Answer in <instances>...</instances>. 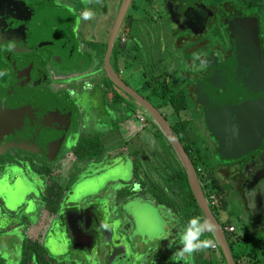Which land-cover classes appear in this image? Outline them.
<instances>
[{"label":"flooded vegetation","instance_id":"1","mask_svg":"<svg viewBox=\"0 0 264 264\" xmlns=\"http://www.w3.org/2000/svg\"><path fill=\"white\" fill-rule=\"evenodd\" d=\"M124 4L0 0V108H13L0 115V264H228L216 242V260L209 243L184 251L191 221L206 220L197 205H188L193 195L166 138L106 67L163 116L184 151L188 137L175 124L189 121L184 133L198 131L202 151L217 166L225 207L216 210L235 200L228 206L237 214L233 235L209 207L231 263L264 264V98L254 135L229 158L207 130L195 95L196 85L231 59L247 72L259 70L264 85V0ZM162 65L171 71L164 78ZM174 95L185 96L186 108L169 103ZM91 108L109 119L98 124L100 131ZM161 146L166 159L144 157L146 147L156 153ZM124 156L139 166L131 181L113 184L106 196L82 198L113 163L122 166L116 174L123 182ZM130 205H138L143 223L157 226L153 210L164 209L169 227L159 247L136 234L141 228ZM211 236L206 229L194 243Z\"/></svg>","mask_w":264,"mask_h":264},{"label":"water","instance_id":"2","mask_svg":"<svg viewBox=\"0 0 264 264\" xmlns=\"http://www.w3.org/2000/svg\"><path fill=\"white\" fill-rule=\"evenodd\" d=\"M129 1L130 0H125V4ZM125 4L123 7L126 6ZM236 63H238L236 59H231L226 64L225 68L218 67L214 69L211 74L202 79L195 88L196 98L204 107L205 126L218 143L220 151H225V156L229 158L235 157V154L239 150L238 148L243 147L254 135L252 132L253 128L256 126L257 120L262 118L259 105L264 98V85L259 70L257 69V73H259L257 76L255 69L247 72L244 66L239 68V66H236ZM106 73L129 97L133 98L142 108L148 111L153 124L160 129L166 138L186 174L196 205L205 218L207 225L211 226L210 231L214 241L219 245L228 264H232L224 234L202 195L194 167L165 119L146 100L140 98L131 89L113 79L108 67H106ZM1 98H3V96H0V99ZM8 105H10V103ZM12 110L13 108L11 107L0 108V115H5V113H10L11 115ZM258 136H260V134H258ZM120 170H122V166L113 163L103 175H112L111 172L116 174ZM130 206L133 212H131L132 210L130 209L129 211L138 229L141 228L142 235L143 233L152 234L157 230V225H154L152 223L153 221L143 223L138 218V205ZM86 212L87 213L84 212V217L88 218V215L89 217L91 214L93 215V213H89L88 210ZM152 238L153 237H150L149 239Z\"/></svg>","mask_w":264,"mask_h":264},{"label":"rangeland","instance_id":"3","mask_svg":"<svg viewBox=\"0 0 264 264\" xmlns=\"http://www.w3.org/2000/svg\"><path fill=\"white\" fill-rule=\"evenodd\" d=\"M168 57H170V56H168ZM170 74H171V71L169 69H166L164 67V65H162V75H163V78H164L165 75L168 76ZM171 81L173 82V79H171ZM87 109H89V108H87ZM90 110L93 111L92 112L93 113V116H95V117H93V118H95V120H94V122H95V124H94L95 131H100V127L98 126V124L100 125V123H103V125H106L107 123H109V119H108V117L103 112L98 111L96 108L95 109L91 108ZM88 115L90 116L91 114H88ZM184 118L187 119V120L190 119L189 117H186V116H184ZM168 120H169L170 123H173L174 118L168 117ZM191 129H192L191 131H189V132H187V133L184 134L185 137H184V135H182V136L184 137V139H186L187 137H190L192 140H195V139L197 140L199 138L197 140L198 145H199V147L202 150H205L206 145H204V144L201 143L200 135L198 134V131L195 130V129H193L192 127H191ZM146 130L149 131L150 128H146ZM144 151H145L144 152V157L151 156V157H153L155 159H158V161H160L162 159H166L165 149H164L163 146L159 147V151L158 152L156 151V153L147 150V147L145 148ZM124 159L125 160L123 162H124V169H125V171H124V174L123 175L121 174V176H124L122 178L123 179V182H120V183L118 182V181H120V178H121L120 175H117V174L114 175V176L113 175H111V176L110 175H105L104 177H100L99 178L98 183H97L98 186L95 189L90 190L91 192L88 191L87 193H83L82 194V198H83V196L87 198L88 197L87 194H89V193L94 196L92 198L88 197V198H90L92 200L95 197L106 196L107 195V192H105V190L109 189L113 184L117 187V186L122 185V183H127V182L131 181L133 172H135V171L137 172L138 169H139V166L135 169L133 167V164H132L131 160L128 159V157L124 156ZM105 166H107V165H105ZM160 170H162L164 172L163 169H160ZM158 175L161 176L160 174H158ZM227 200L228 201H225L226 202V205H227V208L226 209H224L223 211H221V210L214 211L215 212V215H216V219H217V221L220 224H230L231 223V225L233 227H237L238 226L237 225V222H236V219H237L236 215L237 214H236L235 211H233V209L231 210L228 207V206H230V204L231 205H234L233 202L235 200L232 199V198H229ZM158 209H159L158 211L153 210L155 216L158 217L155 221H157L159 224H161V225L157 226L158 229L156 228L157 230H155V232H153L152 234L151 233L150 234L149 233H143V235L141 233V229H140L139 232L136 231L137 232L136 234L139 237H141L142 240L144 238V240L148 241V244H146V245H148L150 247L151 246H155V247H159L160 246L161 242L163 241L162 236H165L167 234L166 232H167V229L169 227V225L167 223V221H168V218L167 217L168 216L165 214L164 209H161V208H158ZM230 235H232V234H230ZM150 237H153V238L152 239H149ZM231 239L234 240L233 236L231 237ZM146 245H143V246H146ZM126 246L129 247L128 244H126ZM146 248L147 247H145L144 249H146ZM234 249H236V247ZM213 256H214V260H216V259L219 258V253L218 252H215V253H213Z\"/></svg>","mask_w":264,"mask_h":264},{"label":"trees","instance_id":"4","mask_svg":"<svg viewBox=\"0 0 264 264\" xmlns=\"http://www.w3.org/2000/svg\"><path fill=\"white\" fill-rule=\"evenodd\" d=\"M184 97H185L184 95H180V96L174 95L172 96V99L171 101H169V103L172 106H174V108L176 109L186 108V100L184 99ZM188 124L189 121H181L176 123L175 126L180 134H185L184 131L188 127ZM187 143H188V148H185V151L187 152L188 156L191 158L192 165L194 166L195 170H197L198 168L201 169V174L196 173L199 177L201 184L205 188V191L210 190L216 194L219 201V207L217 209L224 208L225 206H224V202L222 201L221 192L216 184V180L214 179L217 166L211 163L207 159V156L199 147L196 140H191V138L188 137ZM164 172L166 174V170H164ZM182 174H183L184 183L187 184L186 175L184 172H182ZM179 188L182 189V186H180ZM189 197L191 201H189L188 205L193 204L196 207L195 201L191 196L190 192H189ZM213 209L214 208H212V210ZM226 226H231V224L222 225L223 230Z\"/></svg>","mask_w":264,"mask_h":264},{"label":"clouds","instance_id":"5","mask_svg":"<svg viewBox=\"0 0 264 264\" xmlns=\"http://www.w3.org/2000/svg\"><path fill=\"white\" fill-rule=\"evenodd\" d=\"M88 13L85 12V18H87ZM210 225L199 224L197 220L191 221V226L188 228L186 234L183 236V242L185 243V252L191 253L194 249L203 246H206L209 241H203L200 243H194L198 240V237L206 230H210Z\"/></svg>","mask_w":264,"mask_h":264},{"label":"built area","instance_id":"6","mask_svg":"<svg viewBox=\"0 0 264 264\" xmlns=\"http://www.w3.org/2000/svg\"><path fill=\"white\" fill-rule=\"evenodd\" d=\"M137 119L139 120L140 123H142L141 116H138ZM195 173L201 174V169L198 168L197 170H195ZM207 203H208V206L211 208L217 209L219 207V201H218L216 194L210 190H207ZM224 232L227 234H234V229L232 226H226L224 228ZM209 245L213 252H218L216 243L214 239L212 238V236L210 237Z\"/></svg>","mask_w":264,"mask_h":264}]
</instances>
